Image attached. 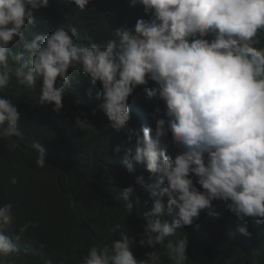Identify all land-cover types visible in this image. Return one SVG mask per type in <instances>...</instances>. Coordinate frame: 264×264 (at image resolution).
I'll return each instance as SVG.
<instances>
[{
    "label": "clouds",
    "instance_id": "obj_1",
    "mask_svg": "<svg viewBox=\"0 0 264 264\" xmlns=\"http://www.w3.org/2000/svg\"><path fill=\"white\" fill-rule=\"evenodd\" d=\"M69 2L83 12L90 0ZM131 4L142 5L150 18L139 19L134 30L114 31L113 38L102 43L89 37L85 45L76 41L75 26H61L31 40L25 37L24 27L35 23L34 10L49 7V0H0V89L15 78L18 87L38 88L39 103L54 104L53 110L60 113L65 89L71 86L69 70L82 72L93 84H102L99 108L110 127L119 131L131 118L129 97L138 86L154 81L157 87H146V93L165 103L166 118L156 119L155 139L150 127L142 134L133 131L129 141L136 137L135 153L129 149L123 160L130 173L134 164H146L167 185L160 188L138 177L137 183L154 200L151 211L144 213L139 244L153 249L160 245L170 264H187V238L171 237L192 225L202 211H210L213 201L225 202L241 221L250 217L264 223V46H259L264 0H131ZM14 41L28 50L27 59L12 48ZM20 121L18 108L0 97V138L12 148L19 146L12 138H22ZM76 124L91 128L87 119L77 117ZM169 132L180 150L174 158L168 154ZM32 147L38 153L37 166L45 167V149L38 140ZM122 195L130 201L136 188L126 187ZM14 207L0 205V264H14L13 255L20 251L16 241L29 227L38 226L31 221L20 225L15 241L5 234L16 220ZM132 207L129 202V212ZM122 227L114 223L108 231H119L120 238L92 244L81 264H164L156 250L137 259L132 251L136 240ZM238 231L251 235L246 222Z\"/></svg>",
    "mask_w": 264,
    "mask_h": 264
},
{
    "label": "trees",
    "instance_id": "obj_2",
    "mask_svg": "<svg viewBox=\"0 0 264 264\" xmlns=\"http://www.w3.org/2000/svg\"><path fill=\"white\" fill-rule=\"evenodd\" d=\"M149 18L143 6H133L131 0H90L83 12L69 0H49V7L34 10L35 23L27 24L23 33L31 40L61 26H75L76 41L87 45L89 37L102 43L113 38L114 31L123 27L134 30L139 19ZM11 46L27 59L29 52L21 43L14 41ZM259 46H264V36ZM68 75L71 86L65 89L60 113L53 110L54 104L39 103L38 88L18 87L15 78L0 89V97L10 99L21 113L22 133V138H12L19 145L15 148L0 138V205L12 203L16 215L14 224L4 231L15 241L20 225L29 221L38 225L29 227L16 241L20 251L13 255L14 264H81L92 244H110L120 238L119 231H108L114 223H121L122 230L136 240L132 251L137 259H146L156 250L164 264H170L160 245L153 249L139 244L146 224L144 213L151 211L154 200L137 180L142 176L146 184L167 185L146 164H134L130 173L123 160L129 149L135 153L136 137L132 135L129 141L133 131L142 134L143 128L150 127L155 139L156 119L166 118L165 103L146 93V87H157L156 83L149 81L134 90L128 99L131 118L117 131L99 108L102 100L97 94L102 84H93L88 75L72 69ZM77 117L87 119L91 128L78 127ZM37 140L45 149L43 168L37 166L38 153L32 147ZM167 142L168 154L174 158L180 150L172 142L171 132ZM196 179L193 176L194 183ZM129 186L136 188V195L125 201L122 192ZM164 218L172 221L171 216ZM245 222L250 236L238 231V225ZM185 237L187 264H264V223L250 217L241 221L223 201H213L210 211H202L192 225L177 229L171 239Z\"/></svg>",
    "mask_w": 264,
    "mask_h": 264
}]
</instances>
